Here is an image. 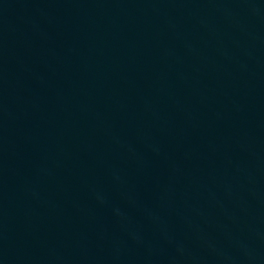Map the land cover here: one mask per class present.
<instances>
[{
  "label": "water",
  "instance_id": "95a60500",
  "mask_svg": "<svg viewBox=\"0 0 264 264\" xmlns=\"http://www.w3.org/2000/svg\"><path fill=\"white\" fill-rule=\"evenodd\" d=\"M0 264H264V0H0Z\"/></svg>",
  "mask_w": 264,
  "mask_h": 264
}]
</instances>
